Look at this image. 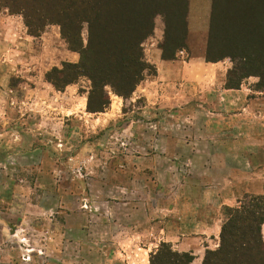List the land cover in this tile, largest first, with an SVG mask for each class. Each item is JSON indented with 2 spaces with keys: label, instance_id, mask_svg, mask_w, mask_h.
<instances>
[{
  "label": "rangeland",
  "instance_id": "rangeland-1",
  "mask_svg": "<svg viewBox=\"0 0 264 264\" xmlns=\"http://www.w3.org/2000/svg\"><path fill=\"white\" fill-rule=\"evenodd\" d=\"M218 1L212 23L214 0H189L185 46L170 60L200 54L206 60L208 44L214 55L233 51L225 44L232 40L225 37L228 27L218 19L227 0ZM169 13L168 19L156 13L153 34L143 43L154 66L157 48L171 54L178 36ZM262 32L243 31L233 45L256 52ZM240 60L215 62L219 83L242 73ZM65 61L78 62L79 54L58 25L34 36L21 14L0 10V264H150L151 253L166 242L157 237L158 221L194 214L195 196L209 184H225L229 171L240 172L233 206L246 194L264 193L259 75L244 77L233 96L220 86L208 89L209 76L185 82L188 89L174 80L165 94L177 104L160 106L155 73L129 98L108 88L109 108L92 113L87 78L62 90L45 78ZM219 242H202L198 255L191 251L193 264H202Z\"/></svg>",
  "mask_w": 264,
  "mask_h": 264
},
{
  "label": "trees",
  "instance_id": "trees-1",
  "mask_svg": "<svg viewBox=\"0 0 264 264\" xmlns=\"http://www.w3.org/2000/svg\"><path fill=\"white\" fill-rule=\"evenodd\" d=\"M234 1L235 4L227 0L224 15H218L228 27L225 37H232L225 42L226 47L233 51L214 55L208 44L206 60L216 62L224 56L234 60L239 57L238 66L243 71L238 72L236 79L228 77L225 87L238 89L244 77L256 74L260 76L258 87L261 88L264 84V50L260 51L264 46V0ZM218 5L219 1L214 0L212 23ZM3 8L21 14L28 32L34 36H40L48 25L59 26L68 48L79 54V61L62 62L61 67L50 69L45 78L58 90L87 78L91 83L87 111L92 113L109 108L108 88L118 96L129 98L147 75L156 73V67L145 58L143 48V43L153 34L156 13L164 12L168 19L172 11L177 21L178 36L172 38L168 48L172 53L167 54L166 47H162L163 59L175 58L178 49L185 46L188 30L189 0H0V10ZM249 15V23L245 24ZM215 29L212 27L210 37H215ZM243 31L262 32L255 37L259 50L253 52L238 43L233 45L235 36ZM224 48L221 47L223 52ZM223 211L225 219L219 246L206 251L202 264H264V193L246 194L236 206L225 205ZM194 258L192 253L174 250L169 242H163L151 253L150 264H193Z\"/></svg>",
  "mask_w": 264,
  "mask_h": 264
},
{
  "label": "crops",
  "instance_id": "crops-1",
  "mask_svg": "<svg viewBox=\"0 0 264 264\" xmlns=\"http://www.w3.org/2000/svg\"><path fill=\"white\" fill-rule=\"evenodd\" d=\"M197 24L200 25L199 21ZM153 62L156 67V92L159 96L156 98V104L160 106L170 105L173 102V104H177L176 101H173L174 99H172V103L168 101L170 97H166L165 94V91L169 90L168 86L174 80L184 81L185 84V82L188 83V81L195 80L197 77L199 80L206 81L205 78L209 76L208 80L212 82L213 86L208 85V89L220 86V90L229 96H233V92L240 90L226 88L223 79L219 83L218 79L221 74L218 70L219 62H207L203 54L192 57L190 61L166 60L162 58L160 48H157ZM206 72L208 75L205 76ZM185 87L188 89L187 85ZM223 99L230 100V97L223 96ZM228 173L225 184L222 182H218L216 185L209 184L207 187L202 188L199 199L195 196L192 200L195 203L194 214L178 216L179 219H173L172 215H169L166 222L160 219L156 227H159L161 233L157 237L172 243L174 248L179 251H192L194 255L202 252L200 246L202 242L219 240L224 222L223 207L225 205L233 206L237 202L234 193L240 188V172L231 170ZM192 183L190 185L191 189L195 184ZM262 234L264 236V224L262 225Z\"/></svg>",
  "mask_w": 264,
  "mask_h": 264
}]
</instances>
